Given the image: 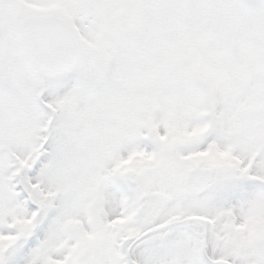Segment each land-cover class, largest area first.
<instances>
[{
    "label": "snow or ice",
    "instance_id": "snow-or-ice-1",
    "mask_svg": "<svg viewBox=\"0 0 264 264\" xmlns=\"http://www.w3.org/2000/svg\"><path fill=\"white\" fill-rule=\"evenodd\" d=\"M0 264H264V0H0Z\"/></svg>",
    "mask_w": 264,
    "mask_h": 264
}]
</instances>
